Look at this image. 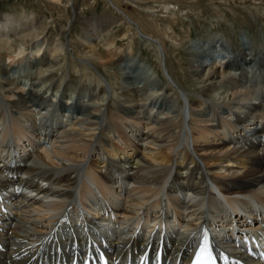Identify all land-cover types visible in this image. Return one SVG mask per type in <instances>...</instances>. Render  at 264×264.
<instances>
[{
  "label": "bare ground",
  "instance_id": "obj_1",
  "mask_svg": "<svg viewBox=\"0 0 264 264\" xmlns=\"http://www.w3.org/2000/svg\"><path fill=\"white\" fill-rule=\"evenodd\" d=\"M120 15L156 53L164 81L133 49L116 47L114 19L84 20L73 50L38 38L33 13H0V50L33 36L26 55L23 44L0 51V264H60L73 245L136 264L160 240L176 264L204 228L228 264L250 255L247 239L264 264V38L258 50L246 31L235 46L216 34L193 41V99L169 74L164 44ZM62 54L90 67L92 90L80 96L56 79ZM25 56L35 71L16 73ZM89 60L116 63L121 91Z\"/></svg>",
  "mask_w": 264,
  "mask_h": 264
},
{
  "label": "rangeland",
  "instance_id": "obj_2",
  "mask_svg": "<svg viewBox=\"0 0 264 264\" xmlns=\"http://www.w3.org/2000/svg\"><path fill=\"white\" fill-rule=\"evenodd\" d=\"M111 1L124 16L138 23L145 34L154 36L155 39L160 40L164 44L166 48L165 62L169 74L174 78L179 89L186 91L189 98L193 99L195 93L198 91V87L194 82V74L189 68L193 61V57L191 56L193 41L203 40L210 35L216 34L227 40L230 45L235 46L239 39V31H246L253 41L255 49L258 50L261 45L260 42L264 38V0H230L229 2L225 0ZM161 6L165 8L162 10V14L159 13L162 8ZM151 12L155 13L151 14ZM0 13H7L18 17L26 13H33L37 20L36 35L39 36L38 38H44L48 41L60 39V41L65 42L73 50L76 49L78 38L83 32L84 20L100 17L114 19L117 23L111 27L110 34L116 39V47L118 49H127L129 47L133 49V53L136 56L139 55L138 57L143 60L153 73L152 75L162 81L165 80L160 67L161 64L155 58L156 53L154 54L152 48L142 39L138 38L135 31L124 23L120 15L121 13L119 14L118 11H115L104 0H71L70 4L66 0H61L59 3H53L50 0H0ZM124 33L126 36L121 37ZM183 36L187 37L184 39ZM32 37H28L21 43L18 41L16 42L17 44H11L8 47L9 49L3 48L4 50H0L2 53L4 51L1 55L6 56L12 53L11 49H14V46L19 44H23L25 47L26 53L24 55L28 54L33 44ZM177 39L180 44L177 42ZM174 40L175 45L177 44L175 48ZM0 42L1 47L4 43ZM97 48L98 50H103L102 45H99ZM67 56L62 54L60 59L58 58L57 60L56 68H58V71L55 73L56 79L64 78V82H68L72 86L75 85L74 94L77 95H80L84 89L88 88L92 90L97 85L95 80L98 77L92 73L90 67H86L85 69L76 60H73L74 58L70 55ZM26 57L21 58L22 63H20L16 73L21 70L27 73L28 70L35 71V68H29ZM240 59L242 58L240 57ZM1 60L0 68L3 67L6 58H2ZM89 61L106 78L114 90L118 91L119 88L121 89L122 71L116 63L112 62L105 66H100L98 63H94V61ZM212 62L213 59L208 60L207 63L211 64ZM25 72L24 75L26 74ZM9 76L11 79L14 78L12 73ZM71 92L73 91H69V94ZM69 94L68 97L74 96ZM87 96L96 98L98 91L94 89L93 93L90 92Z\"/></svg>",
  "mask_w": 264,
  "mask_h": 264
},
{
  "label": "snow or ice",
  "instance_id": "obj_3",
  "mask_svg": "<svg viewBox=\"0 0 264 264\" xmlns=\"http://www.w3.org/2000/svg\"><path fill=\"white\" fill-rule=\"evenodd\" d=\"M207 249V238H205L204 245L201 247V250L199 253H197L196 257V264H201V255L204 253ZM209 262L211 261V257H208Z\"/></svg>",
  "mask_w": 264,
  "mask_h": 264
}]
</instances>
